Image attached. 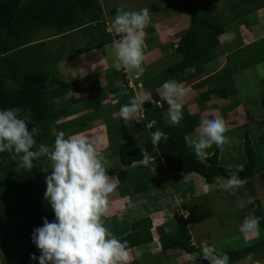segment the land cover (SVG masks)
I'll return each mask as SVG.
<instances>
[{"label": "trees", "instance_id": "16d2710c", "mask_svg": "<svg viewBox=\"0 0 264 264\" xmlns=\"http://www.w3.org/2000/svg\"><path fill=\"white\" fill-rule=\"evenodd\" d=\"M174 1L181 4L187 12L188 26L177 35L175 44H171L179 60L173 66L161 70L157 75L161 81L179 79L190 82L197 78L203 72L205 64L220 56L219 38L226 30L225 26L229 22H232L233 26L246 24L254 17H249L248 14L264 7V0L232 2L229 4V10L233 16L223 21L217 12L209 11L207 4L196 5L192 0ZM246 2L248 6L245 5ZM106 7V0H0V109L18 108L21 116L29 114L32 121L29 128L39 129L35 137L38 144L44 143L50 147L56 132L67 129L60 120L65 115L66 107L64 105L57 107L56 104L73 100L80 86L77 81L65 82L50 76L51 65L64 57L58 50L54 54L48 49L49 37L35 40V35L40 31H51L53 36H63L76 29L87 33V47L84 49L110 44L112 39L119 38V35L111 36L105 31ZM108 12L113 15L117 9L112 7ZM258 42H263L264 46V39ZM238 63L240 64L239 61ZM189 66H195L196 71L186 73L185 69ZM227 66L225 63L224 68L222 67L224 72L221 85L211 91L221 98L233 94V87H230L231 73L225 69ZM116 73H118L116 79H122L120 81L123 88L115 85L112 87L113 94L116 93V96L113 95L116 101L112 104L119 110L122 104L127 103L129 98L135 95L127 85L126 74L121 70ZM70 92L72 95H68ZM207 94L208 92L201 93L199 96L206 98ZM151 99L153 101H145L142 112L137 116V121L147 128L148 136L133 148L120 144L116 150L124 167L116 173L119 181L128 178L132 165L144 162L141 150H147L150 160L162 159L168 170L197 174L207 184L217 176L226 178L228 175L226 170L234 171L237 168L220 166L216 150L207 155L202 162L187 147L185 136L198 126V114L183 113V119L178 124L173 125L170 120L165 123L163 112L168 109V105L156 95H152ZM52 127L55 132L51 130ZM157 129L167 133L168 139L161 140L154 149L149 133ZM243 151L244 170L238 175L247 180L256 171V155L247 133L244 134ZM45 159L46 157H40L34 160L30 170L17 171L18 159L13 160L7 152L0 153V249L16 242H27L24 255L15 264H26L25 257L34 245L31 242L33 229L42 226L43 218L50 222L54 219L52 209L43 198L46 190L45 176L48 174L42 171ZM148 180L156 185H161L164 181L161 177ZM250 200L251 203H248L250 212L264 217V207L260 201ZM173 214L176 229L172 232L162 230L158 234L159 248L181 249L189 255L199 254L201 246L190 244L191 234L187 227L189 220L185 221L176 212ZM260 227L264 228V220L261 221ZM120 240L127 241V248L149 242L151 236L147 230V223L141 220L131 224L129 233ZM263 251L264 236L250 245L219 253H226L231 264ZM197 259L203 264H208L202 257ZM189 262L196 264L190 259Z\"/></svg>", "mask_w": 264, "mask_h": 264}, {"label": "rangeland", "instance_id": "374dc122", "mask_svg": "<svg viewBox=\"0 0 264 264\" xmlns=\"http://www.w3.org/2000/svg\"><path fill=\"white\" fill-rule=\"evenodd\" d=\"M192 1L196 5L207 4L209 6V11L217 12L223 21L228 20L231 16H233V14L229 10V4L237 1L240 2V0ZM245 5H247V2ZM106 6L107 7L104 8V18L108 20L110 24L116 13L111 15L108 12L109 8L113 7L121 11H139L142 8L149 9L150 22L144 28V45L145 49H147L149 52L145 56V63L143 62L145 71L141 75L142 79L146 77L145 82L146 80H148V78H152L153 75L154 77H157V75H159L161 70H163L164 68L173 66L177 63V61L179 60L178 54L174 52L171 44H175L177 35L182 33L187 26L184 24L176 25L175 23H173L175 16L177 18H180L179 14H184L186 12L181 4H177L174 0H106ZM255 15V13L251 12L247 16L253 17ZM258 17L259 16L256 15V18ZM231 23L232 22H229L227 26H225L226 30L223 33L222 38L220 37L221 44L219 45V52L221 51V57H216L217 60L214 59L215 61L212 60L208 62L206 64V67L208 66L206 68V72H209V69L218 66L220 62V64L224 62L227 63L228 66L225 69L230 70L231 73L230 87H233L235 89L236 94L227 103L217 100L218 102H216V104L214 105L211 104V101L206 102L205 99L199 96L198 91L204 89L207 85H205L204 88L202 87L201 89H195V87L191 85L190 90L188 89V96L185 95V99H182L181 101L183 104L182 112L189 114H198V122H200L204 118H208L211 116L221 117L224 119L226 125V131L224 133L226 137V143L221 146H217L213 143L206 146L205 149L206 153L208 154L210 150L212 153L211 147L214 146L215 149L219 148L220 154L218 163L220 166L226 168H234L241 166L245 162V154L243 151V140L245 133H247L251 142V147L256 155L255 174L248 178L245 185L242 188L236 190L234 195L227 192L224 193L222 190H220L215 182V177L212 183L208 185L209 192H206L208 193L207 195L203 196V198L193 203V200L186 201V204L190 206H192V204L194 205L193 215L195 219H192L191 217L189 222L187 223V227L189 226V228L191 229H189L190 234L196 238L199 246H201L202 243H207L211 248L218 252L238 249L240 247L250 245L254 242H257V240L264 236V228H261L260 226L258 231L255 233L242 234L239 231V224L242 222L245 216L251 213L248 205V201L250 199H258L264 207V46L262 45L263 42H256L250 46L245 47L244 50L240 48L235 49V34L239 33V31L237 30L239 29V26H233V24ZM46 33L49 34L51 33V31L44 32V35H46ZM244 33L246 34L244 35L241 33L243 36H239L238 38L241 39L242 42L243 39L245 41L249 39L252 40V38H254L250 34V32L248 33V31H246ZM39 36L43 35L41 34ZM227 38H233V41L228 44L225 42ZM86 40L87 38H79L76 40V43H80L84 46V44H87ZM52 41L55 42V40ZM65 43L71 44L66 39ZM75 46V44L66 45V47H63L59 52H65L68 48H77V46ZM53 48L54 46L52 47V49ZM229 54H231L230 57ZM63 57H67V55L63 54ZM238 61L240 62L239 68L238 65H236ZM221 69L218 70L217 74L214 77H223L224 69ZM56 71L57 62L51 65L49 73L50 76L61 79V76ZM105 73L110 76H117L118 74L116 73V71H114V68L107 70V72H103V74ZM106 77H104V79H106L105 81L108 85L110 84L111 89L114 85L117 86V83L122 80L116 79L109 81V76ZM125 79L127 80V78ZM175 81H183L186 83V80L179 81V79H176ZM132 82L133 79L129 80L128 78L127 83L132 84L134 87H136V89H138L140 85L137 87V85L135 86ZM161 82L162 81L160 78L156 80L150 79L149 88L152 89L155 87V85H159ZM200 85H203V82H201ZM110 86H105V88L102 89V91H100V93L97 94V97L95 98H102L100 96L101 92H108L110 90ZM128 87L130 86L128 85ZM212 94L213 93L208 92L206 98H209L210 96H212ZM75 95L76 94H74V96ZM113 95L116 96V93ZM160 98H162L161 94ZM219 98L221 99V97ZM150 99L151 98L147 97L146 100L151 101ZM186 99L187 101H185ZM214 100L216 101V99ZM81 103L83 102L78 103L77 101L71 100L56 104L57 107L62 105L66 107L65 115L63 116V118H60V120L64 122L65 126H67V129L63 130V132L65 133L66 138L73 135H89L94 137L98 141L97 147L103 152L105 156V167L107 168V174L110 176V178H114V190L111 194H109L108 197V200L111 201V203L109 204L105 216H110L113 214L118 215V207L120 205L118 202L125 201L123 200L125 198H127L126 200L128 201V198L130 196L129 193L125 192L124 190L125 184L130 185L133 181H135L136 179L133 177L136 174H144L145 176L142 177L141 183L145 187L151 188L155 183L148 179H155V177L158 176L155 170L148 172V167L151 164H153V167H155L154 163L140 162L138 163V165L135 164L129 168L128 178H126L123 183H117L118 179L116 178V173L124 168L116 154L117 148L120 144L125 145V147L127 148H133L137 146L148 136V130L137 121L138 119L135 121H131V124L128 123L126 125L121 118L112 117L105 121V118H103V116H100L101 118H97L96 116L95 118H93L91 116L83 115L87 112L86 109H82L81 106L76 107ZM72 106L75 107L72 108ZM114 109L115 106H113V104H107L106 114H109L110 111H113ZM87 113L89 114L90 112ZM164 113H166V119L170 120L168 117V111L166 110L164 111ZM82 122L85 123L81 124ZM51 130L55 132V129L53 127L51 128ZM52 144L50 145V148ZM155 164V168L162 167L160 160ZM164 170L166 171L167 168L165 167ZM42 171L47 173L51 171V161L47 158L43 162ZM174 173L178 174V172L170 171V174ZM181 175L185 174L182 173ZM193 175L197 177V181L192 182L191 180H189L186 186L189 187V189H195L190 185L191 183L197 184L198 187L196 188V191H200L201 189H203L201 188V186L204 181H202V178H200L197 174ZM164 176L165 173H161L158 178H164ZM174 180H177V176H175ZM183 182V180L177 181V185L180 187V190L178 191L176 189L175 191H177L179 194L182 193L181 186ZM223 194L225 196H223ZM142 198V200H144V198H147L146 194H142ZM152 201L153 202L149 203L148 208L150 206L151 208L155 209V206L159 204V201ZM241 204H243L242 208L240 207ZM144 207L145 203L137 204L136 211L139 215H137L134 210H130L135 219L141 217V213L144 214ZM140 209L143 210H141L140 212ZM128 214L130 216H128ZM131 214L125 210L121 213L120 217L117 216L118 219H124V221H122L121 223H116L115 218H112L110 220V223H112V226H114L112 232L114 236L117 237L120 231L123 232L125 230L124 233H127L129 231L128 226L129 228H131L132 223ZM173 215L171 214L172 217ZM185 219L186 221H188V215L185 217ZM133 247L134 246L130 248ZM26 248L27 242L20 241L13 243L6 248L0 249V264L17 263L24 255ZM30 254H35L37 256L39 255V250L35 247V245L32 246L30 253L26 255L25 262L26 264H36V262L30 260ZM248 257L236 261L232 264H254V261H261L262 264H264V251L253 254V256H251L252 260H249Z\"/></svg>", "mask_w": 264, "mask_h": 264}, {"label": "clouds", "instance_id": "9594fccd", "mask_svg": "<svg viewBox=\"0 0 264 264\" xmlns=\"http://www.w3.org/2000/svg\"><path fill=\"white\" fill-rule=\"evenodd\" d=\"M149 22L148 8L117 10L111 21V29L119 35V39L113 41L115 58L112 67L116 71L123 69L137 77L144 73V28ZM195 71V66L185 69L186 73ZM161 87L170 122L178 124L183 119L181 101L186 95L185 89L175 80H166ZM146 99L145 96L135 95L120 106L119 115L126 125L137 120ZM30 124L29 114L21 116L20 109H0V153L7 152L13 160L18 159L17 171L32 169L33 161L40 157L51 161V171L45 176L43 198L52 209L54 219L50 222L43 218L42 226L33 229L31 242L39 250V255L30 254V260L36 264H130L127 241L118 239L104 224L109 207L108 197L114 190V178L107 174L105 156L97 147L98 141L89 135L66 138L65 133L59 131L50 148L44 143H37L35 137L39 129L29 128ZM225 131L223 118L211 116L202 119L198 126V138L193 144L196 157L203 162L207 155L206 146L226 143ZM149 135L154 149L161 140L168 139V134L159 129ZM141 156L145 163L151 159L147 150H141ZM243 170L241 165L234 171L226 170V178L216 177L218 188L234 195L246 183L238 175ZM176 212L186 221L187 211ZM262 220L264 217L249 213L239 224V231L242 234L255 233ZM187 255L188 259L192 255L195 261L197 257H202L208 264H229L226 253H219L207 243H202L199 254ZM193 259L190 260L193 262ZM248 259L252 260V257ZM254 264L262 262L254 261Z\"/></svg>", "mask_w": 264, "mask_h": 264}, {"label": "crops", "instance_id": "0c3cea01", "mask_svg": "<svg viewBox=\"0 0 264 264\" xmlns=\"http://www.w3.org/2000/svg\"><path fill=\"white\" fill-rule=\"evenodd\" d=\"M254 13L256 15H258L259 17L256 18V15H255L250 22H248L246 24H242V26L239 25V29H237L239 31V33L235 34V37H236V45H234L235 49L240 48L243 50V48L258 42L261 39H264V7L257 9ZM171 15H176V14H171ZM179 15H180V18H177L175 16L173 23H175L176 25L184 24V25L188 26L187 12H185L184 14L181 13ZM105 21H106L105 31L108 32L111 36H114L116 33L111 29V24L109 23L108 20L105 19ZM246 31H248V33L250 32V34L254 38H252V40L249 39V40H245V41L243 39V42H242L241 39H238V38H239V36H243L242 34L245 35L246 33H244V32H246ZM44 32H46V31H43L41 33L38 32L37 33L38 35L36 34L37 36H35V40L46 39L49 37L47 40L48 41V49L52 50L54 52V54H55V52H57V50L61 51V49L63 47L65 48L66 45H71V44L74 45L75 44L77 46V48H68L65 52H60V53H62V55L66 54L67 57L62 58L61 60H59L57 62V71L56 72L61 76V79L65 82L77 81L79 83L80 88H79L78 92L75 93L76 95L74 96L73 101H77L78 103L83 102L81 104H78L76 107L81 106L82 109H86L87 112H90L89 114L86 112L87 114L85 113L83 115L91 116L93 118H95V116L97 118H101L100 116H103V118H105V121L107 119L112 118V117L120 118L119 110H117L116 108L113 111L108 110V111H110V113L106 114V112H107L106 105L112 104L116 101V97L115 98L113 97V88L111 89L110 84L108 85L105 81L107 79L106 76H109V79H110L109 81L116 80L117 76L116 75L110 76L106 73L103 74L104 71L107 72V70L113 68L112 63H113V60L115 58V49L113 46V41H116L119 38H113L112 42L110 44H106V45H102V46H96V47L90 48V49H84V47H87L86 44H84V46H83L80 43H78V44L76 43V40L79 38H81V39L87 38V33L84 34L80 30H76V29L72 30L70 32H67L66 35H63V36H53L52 33H49V34L46 33V35H44ZM235 32H236V30H235ZM41 34L43 36H39ZM222 35L220 36L221 38H222ZM65 39L71 44L65 43ZM52 40H55V42ZM219 41H220V38H219ZM231 41H233V38H231V39L227 38V40L225 42L229 44ZM220 44H221V42H220ZM228 44H226V45H228ZM232 45H233V43H232ZM53 46H54V48L52 49ZM143 49H144V55L146 56L149 51L147 49H145V45H143ZM220 57H221V55L218 56V58H220ZM220 63L218 66L209 69V72H206L207 71L206 68L208 66L206 67V64H205L203 66V72H201L198 75V77L195 78V80L192 79V81H190L189 83H187V81H186V83L183 81L178 82L182 87H184L185 92H186V96H188V94H189V90H190L191 85L193 87H195V89H197V88L201 89L202 87L204 88V86L207 85L204 89H201L200 91H198L199 95L201 93L211 92L216 87H219L222 83L221 81H223V78H221V77L216 78L213 76H215L217 74L218 70L221 69L225 65V62L222 64H220ZM236 65H238V68L240 67L239 63H237ZM122 71H124V70H122ZM123 73L126 74L127 80H128V78H129V80L133 79L132 83L135 86L137 85V87H138L140 85L138 87V89H136V87H134L132 84H128L131 87L134 95H141V96H145L148 98H151L152 95H156L158 97V99L162 100V98H160V94L162 96V91H163L161 85L166 80L162 81L159 85H155V87L151 89V88H149L150 79L156 80L158 77H154V75H153L152 78H148V80H146V82H145L146 77L142 79L141 75L139 76V78H137V76L133 75L130 72L124 71ZM104 77H106V79H104ZM168 80H170V79H168ZM201 82H203V85H200ZM181 83H183V84H181ZM105 86H108V87L110 86V90L108 92H105V93L101 92L100 96L102 98H98V99L95 98V97H97V94H99L100 91H102V89L105 88ZM117 87L123 88L121 81L117 83ZM232 93L233 94H230L227 98H221L220 99L219 97H217L213 93L212 96H210L209 98H203V99H205L206 102L211 101V104H214V105L216 104V102H218L217 100H220L222 102L227 103L236 94V91L234 90V88H233ZM183 99H185V98H183ZM214 99H216V101ZM150 100L153 101L152 99H150ZM146 101H149V100H146ZM185 101H187V99ZM73 107H75V106H72V108ZM164 111H166V110H164ZM79 119H81V118H79ZM163 121L165 123H167L169 121L166 119V113H164V112H163ZM84 123L85 122H82L81 124H84ZM129 123L131 124V121ZM199 124H200V122H199ZM198 126L193 130V132H191L185 136L186 145L188 148H190L192 150L193 153H194L193 144H194L195 140L198 138V137H196V134L198 132ZM211 149H212V152L215 150L218 151V161H219V154H220L219 148L215 149V147L213 146V147H211ZM209 153H211V150ZM209 153L207 155H209ZM159 160L162 164L161 165L162 167L155 168L156 167L155 163L159 162ZM159 160L153 159V160L148 161V162L154 163V165H155V167H153V164H151L148 167L149 168L148 172L155 170L157 172L158 176L161 173H165V176L163 178L164 181L162 182V184L156 185V186H155V184H153V186L151 188L148 187V188L144 189L145 187H144V185H142L140 179H142V177L145 175L144 174L143 175L136 174L133 177L136 179L135 181H133L130 185L129 184L124 185L125 192H128L130 195L128 198V201L126 200L127 198L123 199L125 201H122V202L119 201L118 203L120 205L118 207V215L113 214L110 216H105L104 217V224H105V226L108 227V230L112 233L113 229H114V226H112V223H110V220L112 218H115L116 223H121L122 221H124V219L123 220L118 219L117 216L120 217L121 213L124 212L125 210L128 211L130 214H131L130 210H134L135 213L137 215H139L138 212L136 211L137 210V204L145 203V207H144L145 212H144V214L141 213V217L135 219L134 216L131 214L132 215V217H131L132 223L131 224L139 222V220L140 221L144 220L147 223V230L151 236V240L149 243L136 245L133 248H128L130 263L136 261L137 264H173V263H175V264H191L189 262L188 257H187V253L184 250H181V249L162 250V249H160L159 245H158V234L162 230L166 231V232L167 231L172 232L176 229L175 219L171 216V214L173 215V213H175L176 211L185 210L188 212V220H190L191 217L193 219L194 218V215H193L194 205L192 203L200 200L201 198H203V196L208 194V193H206V192H209L208 185H210L212 182L209 184L204 182L201 186V188H203V189H201L200 191H196V188L198 187L197 184L191 183L190 186L195 188V189H189V187L186 186L188 184V181L189 180H191L192 182L197 181V177L195 175H193V173L185 174V175H181L182 173L170 174V170H168V169L166 171L164 170L165 167H164V163L162 162V159L159 158ZM159 171H160V173H159ZM172 172H175V171H172ZM158 176L155 177V179H159ZM175 176H177L176 181L174 180ZM181 180H183L184 182L182 183V186H181L182 193L179 194L175 190L176 189L178 191L180 190V187L177 185V181H181ZM201 180L204 181L203 179H201ZM123 182L124 181H119V180L117 181V183H123ZM183 190H184V192H183ZM224 193H226V192H224ZM142 194H146L147 198H144V200H142L143 199ZM223 196H225V195L223 194ZM139 200H142V201H139ZM152 200L159 201V204H157L155 206V209L151 208L150 206L148 208L149 203L153 202ZM187 200H193L191 203L192 206L186 204ZM110 203H111V201H109V204ZM141 210H143V209H140V212H141ZM128 216H130V215L128 214ZM188 228H189V226H188ZM128 230L130 231L129 226H128ZM129 231L127 233H124L125 230L123 232L120 231L117 235V238L121 239L122 237L127 235L129 233ZM190 239L192 240L194 246H199L196 238L193 235L190 236ZM156 245H157V248H156Z\"/></svg>", "mask_w": 264, "mask_h": 264}, {"label": "built area", "instance_id": "2783aa9c", "mask_svg": "<svg viewBox=\"0 0 264 264\" xmlns=\"http://www.w3.org/2000/svg\"><path fill=\"white\" fill-rule=\"evenodd\" d=\"M139 116L141 117V115H139ZM190 259H193V258H192V255L190 256ZM193 262H195L196 264H203L202 261H199L198 259H197V261H195V260L193 259Z\"/></svg>", "mask_w": 264, "mask_h": 264}]
</instances>
